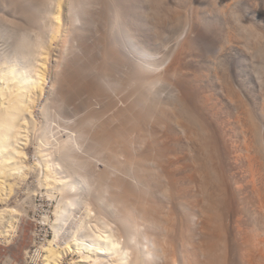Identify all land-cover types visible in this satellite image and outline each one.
<instances>
[{
    "label": "bare ground",
    "instance_id": "obj_1",
    "mask_svg": "<svg viewBox=\"0 0 264 264\" xmlns=\"http://www.w3.org/2000/svg\"><path fill=\"white\" fill-rule=\"evenodd\" d=\"M107 4L0 0V243L13 241L21 219L34 230L19 263L6 258L3 264H264V242L250 244L239 227L240 242L231 246L237 260L229 261L220 236L207 232L214 217L195 191L185 197L188 187L178 184L179 171L188 170L182 155L162 133L152 139V127L172 122L150 104L153 88L177 71L156 73L154 54L116 13L111 40L95 35L98 9L104 16ZM197 171L185 176L200 190ZM21 186L25 197L11 204ZM38 197L55 204L45 211Z\"/></svg>",
    "mask_w": 264,
    "mask_h": 264
},
{
    "label": "rangeland",
    "instance_id": "obj_2",
    "mask_svg": "<svg viewBox=\"0 0 264 264\" xmlns=\"http://www.w3.org/2000/svg\"><path fill=\"white\" fill-rule=\"evenodd\" d=\"M107 3L104 16L98 6L102 18L95 26H98L95 35L103 36L107 42L111 40L115 24L112 14L116 13V20L126 25L135 41L154 54L149 59H155L156 73L163 74L166 68L177 71L174 78L160 79L153 88L156 91L153 90L150 104L156 114L172 122L165 123V128L152 127V139L157 141L165 136L168 145H176L172 149L182 155H179L180 162L190 164L183 167L187 171H179L184 183L178 184L190 190L186 198L196 192V199L215 219L208 222L211 225L210 229L207 226L208 234L220 236L229 261L232 259L235 263L233 248L240 242L242 229H247L248 239L252 237L250 244L264 242V209H259L255 192L251 190L256 183L264 198V0H107ZM183 86H187L189 92ZM168 126L171 131L167 130ZM28 151L33 153L32 145L28 146ZM189 167L191 171L198 169L193 176L201 181L200 190L192 186L191 177L185 176L191 173ZM24 187H18L10 198L11 204L25 197ZM206 189V194L210 192L208 197L204 195ZM37 199L39 206L41 202L37 203ZM41 199L50 206L55 204L54 198ZM204 199H209V203ZM42 203L38 208L42 209ZM249 221L257 229L260 226L259 229ZM28 222L27 218L21 219V230L13 241L6 245L0 243V264L6 258L19 263L29 246ZM33 232L31 229V238ZM255 261L259 262L257 256Z\"/></svg>",
    "mask_w": 264,
    "mask_h": 264
},
{
    "label": "built area",
    "instance_id": "obj_3",
    "mask_svg": "<svg viewBox=\"0 0 264 264\" xmlns=\"http://www.w3.org/2000/svg\"><path fill=\"white\" fill-rule=\"evenodd\" d=\"M37 202H43V200L42 199H37ZM45 211L46 210H48L49 208H50V205L49 204H46V203H43V207H42ZM41 211V210H40ZM43 226V228L45 229V225H42ZM46 230V229H45ZM47 234L51 237V234H50V232H47ZM33 237H34V235H33ZM36 238V241H38L39 239H37V237H35ZM34 239V238H33ZM33 239H32V241H33ZM42 239V238H41ZM33 245V244H32ZM6 247H8V246H6ZM23 258V257H22ZM23 264H25L24 262H23Z\"/></svg>",
    "mask_w": 264,
    "mask_h": 264
}]
</instances>
